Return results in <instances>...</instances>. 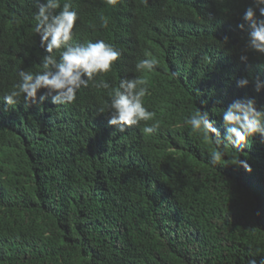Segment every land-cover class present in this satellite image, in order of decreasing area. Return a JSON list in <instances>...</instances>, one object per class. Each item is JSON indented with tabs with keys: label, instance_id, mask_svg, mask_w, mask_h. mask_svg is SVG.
<instances>
[{
	"label": "trees",
	"instance_id": "1",
	"mask_svg": "<svg viewBox=\"0 0 264 264\" xmlns=\"http://www.w3.org/2000/svg\"><path fill=\"white\" fill-rule=\"evenodd\" d=\"M78 42L127 34L113 72L148 81L145 106L159 131L121 133L99 112L106 91L89 86L62 108L16 109L2 97L20 69L39 71L32 44L35 0H0V264H248L264 258V141L254 137L218 165L214 148L184 124L207 110L221 133V110L245 95L264 107V57L244 48L240 15L251 0H72ZM108 19L103 28L101 17ZM21 37L15 39V33ZM36 35V34H35ZM228 42H224V37ZM150 54V55H149ZM155 58L152 72L136 63ZM248 78L240 88L237 81ZM206 102V103H202ZM147 123H152L149 121ZM247 160L251 173L237 168Z\"/></svg>",
	"mask_w": 264,
	"mask_h": 264
},
{
	"label": "clouds",
	"instance_id": "2",
	"mask_svg": "<svg viewBox=\"0 0 264 264\" xmlns=\"http://www.w3.org/2000/svg\"><path fill=\"white\" fill-rule=\"evenodd\" d=\"M213 1L230 4L234 0ZM105 2L114 6L118 0ZM35 4L37 11L32 17L35 21L32 30L36 35L29 33V36L37 50V58L42 59L41 70H18V83L3 95V103L15 105L23 97V102L16 109L62 108L75 103L82 88L92 86L106 91L108 99L99 112L108 111L109 126H115L117 131L123 133L129 127H138L141 122H145L142 128L145 135L151 136L158 132L160 122L155 120L156 113L145 106L144 98L151 95L146 79L121 78L115 86L104 79L105 74L113 72L122 56L121 50L115 45L121 44L127 34L116 33L115 45L104 39L81 43L75 39L80 16L72 0H35ZM239 18L241 23L237 27L242 31L241 38L244 40L239 60L247 62V52L264 57V0H251ZM101 20V26L107 28L108 19L102 16ZM20 34L16 32L15 39L19 40ZM224 42H228L227 36ZM9 56V49L0 46V62L4 65L5 76L10 70L7 61ZM157 66L155 58H144L136 63L135 68L137 71L152 72ZM248 84V78L237 81V87L240 88ZM252 84L256 93L264 89V81L259 76L252 78ZM220 117L223 133L214 126L217 121L210 119L207 110L197 108L184 120L190 134H198L204 142L214 145L209 155L212 165H218L227 156L229 146L235 152H243L244 146L254 137L264 141V107H258L254 98L245 95L234 99L221 110ZM149 121L152 123H147ZM234 165L246 172L252 171L246 159L238 158ZM248 264H257V260L250 259ZM259 264H264V258Z\"/></svg>",
	"mask_w": 264,
	"mask_h": 264
}]
</instances>
